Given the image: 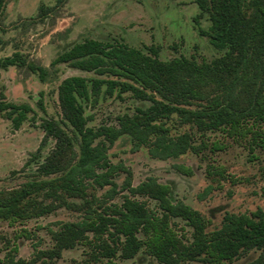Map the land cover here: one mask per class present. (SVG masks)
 <instances>
[{
	"label": "trees",
	"instance_id": "obj_1",
	"mask_svg": "<svg viewBox=\"0 0 264 264\" xmlns=\"http://www.w3.org/2000/svg\"><path fill=\"white\" fill-rule=\"evenodd\" d=\"M4 1L0 0V8ZM195 2L200 15L206 13L210 21L201 33L224 51L209 62L198 63L184 56L161 60L155 48L148 55L94 38L75 42L55 57L54 62H67L106 77L71 75L59 82L62 119H41L40 144L25 163L35 164V175L19 187L0 188V219L12 224L60 207L82 215L49 229L52 245L38 249L30 261L16 258L18 248L13 245L0 263L52 264L63 250L84 244L91 248L94 259L105 258L106 264H117V258L130 259L139 251L152 257L155 264H233L253 251L256 255L242 264H264V204L247 212H225L220 224L209 228L211 219L184 201L170 198V185L151 176L131 185L129 169L108 157L109 147L123 135L133 150L145 147L158 159L202 148L223 149L219 140L207 142L206 133L213 131L245 141L250 149L264 147V0ZM39 13L46 14V10L41 6ZM0 65L24 66L37 72L41 80L46 76L44 66L27 62L18 52L1 59ZM103 86L109 96L130 90L147 98L149 104L117 115L116 125L90 126L83 101L96 97ZM37 104L43 109L41 99ZM30 110L27 103L0 98V114L15 127ZM172 117L178 123L192 124L200 143L195 144L188 131L171 135L168 120ZM49 139L53 146L42 154ZM175 167L190 173L189 167ZM120 171L126 173L128 191L120 203L105 205L88 191L89 187L108 186L109 192H115L114 177ZM207 174L233 180L221 165L209 166ZM262 192L264 195V187ZM147 199L153 200L154 206H149ZM174 219L182 220L183 226L177 227ZM20 234L29 236L26 229Z\"/></svg>",
	"mask_w": 264,
	"mask_h": 264
},
{
	"label": "rangeland",
	"instance_id": "obj_2",
	"mask_svg": "<svg viewBox=\"0 0 264 264\" xmlns=\"http://www.w3.org/2000/svg\"><path fill=\"white\" fill-rule=\"evenodd\" d=\"M41 6L46 14L39 13ZM198 15L200 9L195 0H5L0 8V60L18 52L27 62L44 66L46 76L41 80L37 72H30L24 66L0 65V98L31 107L18 127L0 114V188H16L34 177L35 164L25 163L40 144L41 119H62L57 97L59 82L71 75L106 77V74L84 71L67 62H54L59 53L75 42L94 38L139 49L148 55L155 48L161 60L184 56L198 63L209 62L224 51L201 33L210 21L206 13ZM103 89L104 86L96 97L83 101L90 126L116 125L117 115L132 113L137 107L149 104L147 98H140L130 90L117 97L105 94ZM38 99L42 100L43 109L37 104ZM168 125L171 135L188 131L193 142L200 143L201 137L192 124L178 123L172 117ZM205 136L208 143L219 140L224 148H202L175 158L158 159L151 157L145 147L133 150L129 138L123 135L107 153L111 162L122 163L129 169L131 185L150 176L167 183L172 200H182L197 209L212 220L209 228H213L220 224L225 212H247L263 206L264 147L250 149L247 142L233 140L220 131L208 132ZM52 146L53 140L49 139L41 153L45 154ZM175 165L189 167L190 173L180 172ZM212 165L225 167L233 180L207 174V168ZM125 179L126 173L121 171L114 177L117 186L113 193L107 190L108 186L89 187L88 191L105 205L120 203L122 196L128 193ZM147 203L154 206L151 199H147ZM81 215V211L60 207L50 214L12 224L0 219V260L10 247L17 245L15 257L30 261L38 249L52 245L49 229H56L62 222L78 220ZM174 221L177 227L183 226L182 220ZM22 229H26L29 236H22ZM90 249L88 245L77 244L63 250L52 264L82 261L106 264L105 258L94 259ZM255 255L256 252L251 251L233 264H242ZM115 261L117 264H155V260L142 251L130 259Z\"/></svg>",
	"mask_w": 264,
	"mask_h": 264
}]
</instances>
